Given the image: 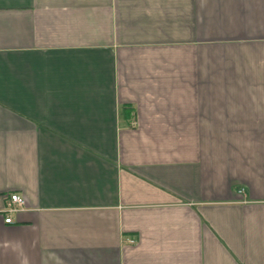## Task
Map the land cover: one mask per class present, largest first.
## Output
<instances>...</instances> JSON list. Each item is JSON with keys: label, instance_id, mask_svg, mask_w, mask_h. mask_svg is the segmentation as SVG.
<instances>
[{"label": "crops", "instance_id": "1", "mask_svg": "<svg viewBox=\"0 0 264 264\" xmlns=\"http://www.w3.org/2000/svg\"><path fill=\"white\" fill-rule=\"evenodd\" d=\"M0 264H264V0H0Z\"/></svg>", "mask_w": 264, "mask_h": 264}, {"label": "built area", "instance_id": "2", "mask_svg": "<svg viewBox=\"0 0 264 264\" xmlns=\"http://www.w3.org/2000/svg\"><path fill=\"white\" fill-rule=\"evenodd\" d=\"M25 207H26V199L24 196L17 193H13L6 196V207L3 210L6 216L5 223L12 224L13 223L12 215L24 210Z\"/></svg>", "mask_w": 264, "mask_h": 264}]
</instances>
